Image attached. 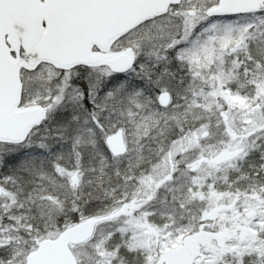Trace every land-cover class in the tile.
<instances>
[{
    "label": "snow or ice",
    "instance_id": "6c2138e0",
    "mask_svg": "<svg viewBox=\"0 0 264 264\" xmlns=\"http://www.w3.org/2000/svg\"><path fill=\"white\" fill-rule=\"evenodd\" d=\"M0 264H264V0H0Z\"/></svg>",
    "mask_w": 264,
    "mask_h": 264
}]
</instances>
